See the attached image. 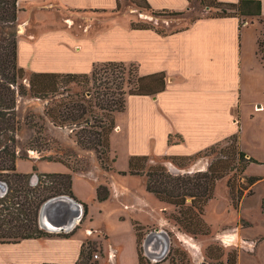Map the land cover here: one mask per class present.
<instances>
[{"label": "crops", "instance_id": "obj_1", "mask_svg": "<svg viewBox=\"0 0 264 264\" xmlns=\"http://www.w3.org/2000/svg\"><path fill=\"white\" fill-rule=\"evenodd\" d=\"M29 1L33 0H19L21 8L19 14L24 10L22 9L23 4H28ZM36 1L42 2L43 5L50 8L55 5L59 6V10L66 15L65 20H68L70 24L79 16L104 19L105 15L121 11L117 7V0ZM146 1L157 12L189 13L192 10L189 0ZM218 1L239 3L240 0ZM259 1L262 5V18H264V0ZM141 14L140 22L146 24L156 26L161 19L163 20L151 10L141 9ZM172 17L174 16L167 18L166 23L169 24L167 25L169 27H164L165 32L163 33L156 29H132L129 26L125 32L108 29L100 33L96 32L97 35L93 37L73 36L67 30H55L37 35L28 32L26 22L19 23L22 29L19 31L18 37V63L29 73H89L94 64L117 61L112 58L116 48L130 49V44L126 43L127 38L133 34L139 35L140 66L143 71L141 75L165 72L167 79L165 90L154 96H129L124 112L127 110L130 112L128 129L130 135L133 136L132 143L136 135H143L146 139V147L150 149L151 146L157 144V140L161 137L169 147L166 155L187 156L223 142L238 133V143L243 150L239 118L235 116L236 113L239 115V111H241L243 90L240 20L235 17L213 18L206 16L200 17L192 23H186L187 27L184 29L175 30L179 19L174 20ZM250 19L251 22L253 21L252 18H247L243 27L250 24ZM256 62L264 69L258 55ZM142 67H145V70ZM256 104L259 108L263 107L259 102ZM40 110L38 112L43 114L44 111ZM46 120L49 134L67 132V129L55 126L48 117ZM116 125V129L121 130L117 122V114ZM171 137L176 141L169 144ZM71 147L78 154H86L81 151L75 141ZM132 149L129 157L134 155L151 156L149 153L151 151L140 152L135 149V146H132ZM52 153V149L47 150L48 155ZM16 165L17 170L21 173H35V166L42 174L71 173L73 175V191L77 199L88 204L89 208L86 216H84V208H82V216L78 220L71 222L66 229L58 231L53 230L51 226L54 223L56 226H63L70 219V214L64 215L62 211L59 213V207L51 210L48 213L49 216L45 218L40 213V227L44 231L52 233L53 236L24 240L18 244H0L24 250L20 255L0 257L1 264H75L80 260L82 249L87 243H92L99 248V252L95 253L99 257L92 260L93 264H140L136 225L146 228L157 226L164 230L158 233L161 237L159 240L161 248L157 244L158 251L149 252L154 257L166 255L165 236L171 245L169 232L178 230V227L164 211L156 221L144 222L140 218H130L129 224L132 230L126 238L113 237L106 231L100 232L92 225L94 204H102L114 198L116 194L133 199L134 202H131L130 205L134 209L137 208L140 213H143L144 210L147 211L146 203L141 199L137 200L135 196L131 197L130 188L123 183L124 179L127 182L128 179L138 176L119 174V172L128 171L129 165L128 168L118 167L119 165L116 167V163H114L115 170H104L107 183L101 178V170L92 165L86 171H73L64 163L43 160L40 155L29 156V159L18 157ZM109 173L113 174L108 175ZM245 176L251 177L246 174ZM35 179H37L36 176ZM260 182H264V177L260 176L257 183ZM101 185H107L111 193L109 199L104 202L97 200V190ZM119 219L126 221L128 218L122 215ZM98 233L99 236L96 235ZM58 234L71 235L64 237Z\"/></svg>", "mask_w": 264, "mask_h": 264}, {"label": "trees", "instance_id": "obj_2", "mask_svg": "<svg viewBox=\"0 0 264 264\" xmlns=\"http://www.w3.org/2000/svg\"><path fill=\"white\" fill-rule=\"evenodd\" d=\"M131 2L141 9L153 11L157 16L168 12L154 11L146 0ZM200 2L206 7L216 9L217 13L211 16L213 18H238L240 29L246 24L247 18H252V23L254 20L258 21L262 25V30L257 38V55L264 65V18L259 0H240L239 3L218 0ZM117 7L120 10L121 0H117ZM19 12V0H0V182L7 187L6 193H0L2 245L53 236L52 233L44 231L39 224L42 206L51 199L67 196L75 200L84 207V216L88 214L89 208L88 204L77 199L73 191L71 173L42 174L38 172L36 166L35 173H21L17 170L16 162L19 156L15 147V133L20 130V122L16 116L15 86L19 85L22 95L30 93L32 97L42 100L56 98L47 107L46 116L57 127L74 128L75 142L81 151L95 153L102 169L113 171L115 159L111 157V135L117 127L116 114L126 110L129 96H154L164 91L167 79L165 72L141 75L139 66L135 63L127 65L123 61H108L94 64L89 73L32 72L27 87L20 82L25 80L26 70L18 63ZM170 14L181 16L184 12ZM131 26L132 29H154L147 24L132 23ZM72 85L79 87L80 92L70 93L69 87ZM225 142L227 143L225 146L217 143L193 155L164 157L182 167L188 161L193 163L202 156H214L206 170L174 174L162 161L158 160L159 162L151 164L149 156L134 155L129 159L128 171L119 174L144 177L147 192L153 194L159 201L177 208L178 214L174 215L173 219L180 228L193 236H208L211 229L205 219L206 207L214 198L217 182L233 171L245 176L247 167L256 162L239 146L238 133L227 138ZM171 143L169 140V144ZM42 159L61 162L73 171H79L73 163L64 159L50 156ZM245 179V184L233 183L231 179L228 181L235 208L240 207L245 191L260 180L258 177L247 176ZM248 193L253 194L252 189ZM110 194L109 187L101 185L97 190V200L104 202L109 199ZM143 228L135 226L140 264H145L140 249ZM58 235L68 237L71 234ZM88 247L92 249V246ZM210 251L208 256L214 262L205 264H239L236 250L228 253L226 262L222 260L225 255L224 249L212 248ZM90 255L91 251H87L84 246L80 260L75 264H92L89 263ZM168 259L169 264H193L188 254L182 250H175V255H169Z\"/></svg>", "mask_w": 264, "mask_h": 264}, {"label": "rangeland", "instance_id": "obj_3", "mask_svg": "<svg viewBox=\"0 0 264 264\" xmlns=\"http://www.w3.org/2000/svg\"><path fill=\"white\" fill-rule=\"evenodd\" d=\"M58 7L55 5L50 8L36 0L29 1L28 4L24 3L22 6L24 10L19 14L18 37L19 31L22 29L19 23L22 24L23 22H26L29 33L32 32L39 35L55 30H67L73 36L79 35V37H81L80 35L93 37L97 35L96 32L100 33L108 29H116V32L121 30L125 32L132 23L139 25L146 24L140 22L142 17L141 8L131 2V0H123L122 9L120 8L121 11L105 15L104 19L79 16L74 19L72 24L68 20H65L66 15ZM191 8L192 10L189 13H184L181 16H175L166 12L160 15L163 20L161 19L156 26L147 25L163 33L165 32L164 27H169L167 26L169 24L166 23L169 16H174L172 17L174 20L179 19V24L175 28L173 27L175 30H178L186 28V23L188 22L192 23L200 17L212 16L217 13L216 9L211 8L208 10L210 7L203 5L200 0H192ZM184 20H187V22L183 23ZM261 30L262 25L256 20L252 23L251 19L249 25L241 28L243 55L241 81H243V90L241 94V111H239V115L238 113L235 115L239 118L240 132L242 131L243 151L247 156L256 160V162L251 163L247 167L245 174L258 178L260 176L264 177V69L256 62L257 38ZM139 41V35L133 34L131 37H128L126 43L130 44L131 48L117 47L112 58L117 61H123L127 65L135 63L139 66L141 74L143 71L140 66ZM142 68L145 70V67ZM30 75L31 73L26 71L25 80L20 81L27 87L29 86ZM15 90L17 93L16 116L20 122V130L15 133V147L18 156L24 159H29V156L38 155L40 157L50 156L64 159L73 163L76 169L82 171H86L92 165L101 170V178L105 181L107 177L106 172L102 169L96 154L93 152H83L86 154L81 155L71 147V144L75 141L74 128L63 127V129H67L66 133H48L45 111L56 98L42 100L32 97L30 93L22 95L19 85L15 86ZM69 90L70 93L74 94L80 92L81 89L76 85H72L69 87ZM258 102L263 107L259 108L258 104H256ZM39 110L44 111L43 114H40ZM117 122L121 130L115 129L111 135V157L115 159L116 167L119 165L118 167L123 166L124 168H128L129 156L133 150L132 146H135V149L140 152L143 150L151 151L149 152L151 155L149 163L154 164L162 161L169 171L174 174H190L197 170H206L214 158V156H202L193 163L188 161L184 166L179 167L170 160L164 159L165 156H169L166 155L169 147L163 138L159 137L157 144L151 146L150 149L146 147V139L143 135H136L132 143L133 136L130 135L128 129L130 124L129 110L117 114ZM171 141L174 143L176 140L171 137ZM219 143H222V146L227 144L225 141ZM35 147L37 148L35 149ZM51 149L53 153L48 155L47 150ZM111 174L113 173H109L108 175ZM245 178L246 176H241L239 173L233 171L217 182L214 198L206 207L205 219L211 229V234L208 236H193L180 228L173 219V216L178 214L177 208L159 201L153 194L148 193L146 191L145 178L139 176L130 178L127 182L124 179L123 183L130 188L132 192L131 197L134 198L135 196L137 200L141 199L146 203L147 211L144 210L143 213H140L137 208L134 209L130 205L131 202H134L133 199L116 194L114 198L102 204H94L92 225L98 228L100 232L106 231L113 237L126 238L132 230L129 224L130 218H140L144 222L156 221L158 217L163 215L162 212L164 211L167 217L173 220L178 230L169 232L171 245L167 236H165L164 241L167 243L166 255H159L157 258L149 251H158V245L161 248L162 245L159 241L161 237H159L158 233L164 230L159 229L157 226L143 228V240L140 249L145 264H169L170 259L167 260V258L169 255H175V250L185 251L193 264L211 263L214 261L209 258L208 254L212 248L224 249L225 255L222 257L224 262L227 261L228 253L236 250L239 264H264V182L257 183L254 188L251 187L245 191L239 208L233 206L228 188V181L230 179L233 183L245 184ZM36 181L37 179L34 180V182ZM105 183L107 182L105 181ZM251 189L253 194L250 195L248 192ZM82 208L84 207L82 206ZM122 215L128 219L120 221L119 218ZM96 235L99 236L100 234ZM85 246L87 251H91L89 263L93 264L94 254L99 252V248L92 243H87ZM88 246H92V249ZM23 252L24 250H19L15 246L0 245V257L20 255Z\"/></svg>", "mask_w": 264, "mask_h": 264}, {"label": "water", "instance_id": "obj_4", "mask_svg": "<svg viewBox=\"0 0 264 264\" xmlns=\"http://www.w3.org/2000/svg\"><path fill=\"white\" fill-rule=\"evenodd\" d=\"M7 191V187L3 182H0V193L4 194ZM59 207V213L62 211V213L64 215H66L67 213L70 214V219L68 221H66V223L63 226H56V225H52V229L53 230H64L66 229L71 222L73 223L75 220H78L81 216H82V205L78 202H76L75 200L67 197V196H60L54 199H51L50 201H48L47 203H45L42 206L41 209V216L43 218L49 216V212L51 210H54L55 208ZM167 244L165 245V249H166Z\"/></svg>", "mask_w": 264, "mask_h": 264}, {"label": "built area", "instance_id": "obj_5", "mask_svg": "<svg viewBox=\"0 0 264 264\" xmlns=\"http://www.w3.org/2000/svg\"><path fill=\"white\" fill-rule=\"evenodd\" d=\"M94 257H95V258H98V257H99V255H98V254H95V255H94Z\"/></svg>", "mask_w": 264, "mask_h": 264}]
</instances>
